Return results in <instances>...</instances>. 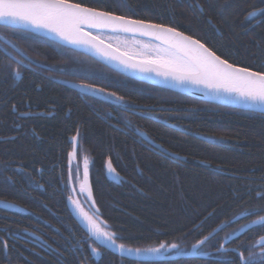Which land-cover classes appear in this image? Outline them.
<instances>
[{"label": "trees", "instance_id": "obj_1", "mask_svg": "<svg viewBox=\"0 0 264 264\" xmlns=\"http://www.w3.org/2000/svg\"><path fill=\"white\" fill-rule=\"evenodd\" d=\"M72 2L175 27L205 43L222 59L264 72V15L245 18L253 6L264 9L260 0ZM227 4L231 7L226 8ZM197 5L203 6V12ZM5 34L36 64L50 70L21 67L19 81L5 80L0 74V169L11 164L0 175V199L27 212L0 210V239L8 241L7 256L0 250V264H149L119 258L95 243L92 247L101 253L99 258L90 254L88 243L81 255L76 245L85 240L86 233L69 213V194L102 230L116 234V244L133 250L159 247L160 243L180 245V251H169L170 255L189 253L198 240L232 221L244 208L264 204L257 201L255 191L264 188V116L133 81L48 40L0 27V35ZM9 63L0 42V68ZM68 69L83 71L73 74ZM56 80L101 87L124 97L131 112L144 109L149 118L134 114L130 130L118 132L103 115L100 119L93 116L90 108L104 112L122 109L79 96ZM12 105L30 117L18 118ZM136 128L146 130L155 144L179 159L151 147L137 135ZM77 132V157L70 165L71 138ZM85 155L90 160L94 207L80 191ZM109 159L117 178L107 173ZM21 168L23 171H17ZM248 222L244 218L233 221L202 245L198 253H207L206 259L154 264H221L225 257L240 264L234 254L218 248L226 234ZM8 232L18 233L19 238L12 239ZM262 235L264 230L254 229L230 239L224 247L244 250L257 245L253 253L259 255L264 253L258 247ZM244 256L249 252L245 250Z\"/></svg>", "mask_w": 264, "mask_h": 264}, {"label": "snow or ice", "instance_id": "obj_2", "mask_svg": "<svg viewBox=\"0 0 264 264\" xmlns=\"http://www.w3.org/2000/svg\"><path fill=\"white\" fill-rule=\"evenodd\" d=\"M260 3L264 4V0H260ZM197 6L203 12V6ZM225 7H231V5L227 4ZM257 15H264V9L253 6L246 13L245 18L250 20ZM208 23H213L211 17L208 18ZM0 26L6 30L22 32L25 35L47 33L56 38L59 42L58 47H69V50L84 49L105 61L114 62L115 65L132 74H140L149 78L155 75L180 87H198L201 90H208L218 96L241 103L253 111L264 113V72L237 66L227 59H222L215 51L206 47L205 43L178 31L175 27L116 15L112 12L101 11L81 3L72 2V0H0ZM0 41L3 42L4 56L11 62L0 68V74L4 75L5 80H21V67L31 69L34 63L32 57L18 47L14 40L6 34L0 35ZM9 47L12 51H9ZM12 64H15L16 67H12ZM37 67L43 66L37 64ZM61 70L64 71V69ZM68 71L75 74L83 70L68 69ZM83 87L91 86L85 85ZM98 91L104 92V89ZM108 95L121 102L124 101V97L116 96L115 93H108ZM123 108L125 111L133 110L128 105H123ZM11 110L18 113V118L30 117L29 113L18 112L15 105L11 106ZM135 130L144 140L155 143L146 130L139 128ZM33 134L36 135L35 132ZM79 135L77 132L71 138L73 147L68 154L70 165L77 157ZM80 147L82 148V146ZM156 147L166 151L160 144H156ZM89 163V157L85 155L82 171L83 182L80 184V191L84 192L87 189L90 197ZM9 168H11L10 163L0 169V175L7 172ZM106 169L110 176L118 177L111 159L107 161ZM17 171H23V169H17ZM72 171L69 168V178H71ZM75 172L77 176L81 175L78 164ZM8 180L11 181L12 178L9 176ZM255 191L257 201H264V188ZM72 192H75V188L72 189ZM67 199L72 203L76 214L87 228L85 240L76 245L81 255H84V243H88L90 254L96 258H99L101 253L92 247L94 243L107 244L108 247L119 251L121 256L133 252L137 255L142 252L159 255L163 254L162 249L165 252L180 251V245L177 243H160L159 247L144 250L128 249L124 244L117 245L115 233L102 230L93 216L83 210L79 201L74 199L72 194H69ZM92 203L94 205L95 201L93 200ZM0 206L5 208L17 207L13 202L4 199H0ZM251 217H257V219H250ZM241 218L247 219L249 222L242 224L239 229L232 233L226 234L218 251L234 254L240 264H264V253L259 255L253 253V247H257V245L246 247L244 250H241L240 246L224 247L230 242V239L252 232L254 229L264 230V204L241 210L232 221H225L212 232H209L208 235H205L203 239L198 240L193 245V252L195 253L201 245H205L210 238H215V235L224 227L233 221L238 222ZM8 235L12 239L19 238L18 233L8 232ZM259 239L258 247L264 248V235L260 236ZM0 250H3L7 256V240L0 239ZM245 250L249 252L247 258L244 256ZM221 264H233V259L225 257Z\"/></svg>", "mask_w": 264, "mask_h": 264}, {"label": "water", "instance_id": "obj_3", "mask_svg": "<svg viewBox=\"0 0 264 264\" xmlns=\"http://www.w3.org/2000/svg\"><path fill=\"white\" fill-rule=\"evenodd\" d=\"M0 27H3V26H0ZM31 35H34L36 37L48 40V41L55 43V44L59 43L55 37H53L47 33L31 34ZM0 42H2V41H0ZM63 48L69 49V47H63ZM72 51L80 53L82 55H85L86 57L91 58L92 60H94L97 63L101 64L102 66L112 70L113 72H115V73H117V74H119L125 78L131 79L133 81L143 83V84H146V85H149L152 87H156L159 89H163L166 91H171V92H174L176 94L186 96V97L198 100V101L203 102V103H208V104H212V105H216V106H220V107H224V108H228V109H233L236 111L248 112V113H253V114L264 116V113H260L258 111H253V110L245 107L241 103H238L234 100L228 99V98L223 97V96H218L214 93H211L208 90H201L198 87H192V86L180 87V86L175 85L171 81H165L163 78L156 77L155 75H152L149 78V77H144L140 74H132L130 72L123 70L120 66L115 65L114 62L105 61L104 59H102L98 56H95L91 52L85 51L84 49H76V50H72ZM33 65L35 67H37L36 63H33ZM37 68L50 70L49 68H46V67H37ZM59 84L64 86V87H67L73 91H76V92H78L84 96H88L90 98L98 99V100L105 102V103H111L113 105H117L116 103L111 102V101L103 98L102 96H99L98 94H96V93H94V92H92L86 88H83L79 85L67 83V82H63V81H59ZM140 138L143 141H145L147 144H149L151 147L156 149L157 151L163 153L165 156L173 158V159H177V160L179 159L177 156H174V155L170 154L169 152L162 150L161 148H157L155 143H150L149 141L144 140L142 137H140ZM111 177L117 178L116 176H111ZM88 184H89V187L91 189V196L89 197L87 189L84 191V193H85V196L87 197L89 203L92 205V207H94V205L92 203V201L94 200V195H93V190H92V187L90 184V180L88 181ZM67 206H68V210H69L71 216L73 217V219L75 220L77 225L85 233H87V228H86L84 222L76 214L74 207L69 200H68ZM0 210L6 211L9 213H13V212L27 213L25 210L19 208L18 206L12 207V208H5L3 206H0ZM95 244H97L100 248L104 249L105 251H107V252H109V253H111V254L119 257V258H122V259H125L128 261H132V262H136V263L154 264V263H164V262H175V261H180V260H193V259L201 260V259L207 258V255L198 253V251L202 245L200 246L199 249L196 250L195 253L193 252V248H192V250L189 253H184V254L170 255L169 252H164L163 254L158 255V254H153V253L149 252V253H141L140 255H137V254H135V252H133L132 254L125 253L123 256H121L119 251H117L115 248L108 247L107 244H103V245L99 244V243H95Z\"/></svg>", "mask_w": 264, "mask_h": 264}, {"label": "flooded vegetation", "instance_id": "obj_4", "mask_svg": "<svg viewBox=\"0 0 264 264\" xmlns=\"http://www.w3.org/2000/svg\"><path fill=\"white\" fill-rule=\"evenodd\" d=\"M34 69H37V67L32 65L31 69H25V70L33 71ZM55 82H57L59 84V81L56 80ZM73 84L79 85L81 87L87 85V84H80V83H76V82H74ZM89 86H91V87H87V88L83 87V88H86V89L98 94L99 96H102L103 98L108 99L109 101L115 102L117 105H112V104H110V105L113 106V107H117V108L122 109V111H117V110L114 111L113 110V111L104 112V111H102L100 109L95 110L93 108H90L92 110L91 113L93 114V116H95V117L100 119V117L103 115L105 117V118L103 117L105 119L104 121L107 124H110L113 127V129H115L116 131L124 133V134L127 133L128 130H130V127H129L130 126V123H129L130 122V118H132V115H134V114L137 115V116H140V117L149 118V117H146V115L144 114V109L140 110L138 108V109H136V112L125 111L124 108H123V105H127V104L115 99V97H113V96L108 95V93L106 91H104V92L98 91L99 89H102L101 87H96V86H92V85H89ZM79 96L84 97L80 93H79ZM91 99L101 102L98 99H94V98H91ZM128 106H130V105H128ZM123 110H124V112H123ZM103 113H105V114H103Z\"/></svg>", "mask_w": 264, "mask_h": 264}, {"label": "bare ground", "instance_id": "obj_5", "mask_svg": "<svg viewBox=\"0 0 264 264\" xmlns=\"http://www.w3.org/2000/svg\"><path fill=\"white\" fill-rule=\"evenodd\" d=\"M35 62V61H34ZM109 111V110H108ZM103 114H105V113H103ZM112 117V116H111ZM9 213V212H8Z\"/></svg>", "mask_w": 264, "mask_h": 264}]
</instances>
